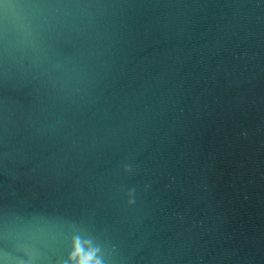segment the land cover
<instances>
[{
  "label": "water",
  "instance_id": "obj_1",
  "mask_svg": "<svg viewBox=\"0 0 264 264\" xmlns=\"http://www.w3.org/2000/svg\"><path fill=\"white\" fill-rule=\"evenodd\" d=\"M0 264H264V0H0Z\"/></svg>",
  "mask_w": 264,
  "mask_h": 264
}]
</instances>
